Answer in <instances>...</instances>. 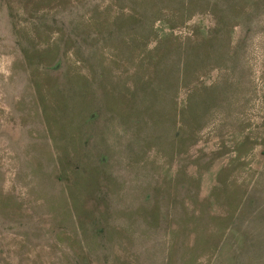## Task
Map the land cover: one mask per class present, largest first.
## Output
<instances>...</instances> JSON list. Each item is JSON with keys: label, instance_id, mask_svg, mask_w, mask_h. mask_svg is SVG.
Masks as SVG:
<instances>
[{"label": "rangeland", "instance_id": "obj_1", "mask_svg": "<svg viewBox=\"0 0 264 264\" xmlns=\"http://www.w3.org/2000/svg\"><path fill=\"white\" fill-rule=\"evenodd\" d=\"M0 264H264V0H0Z\"/></svg>", "mask_w": 264, "mask_h": 264}]
</instances>
